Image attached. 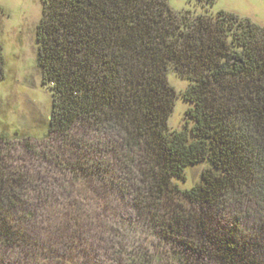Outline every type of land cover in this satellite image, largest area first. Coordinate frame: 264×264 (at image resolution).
<instances>
[{
  "label": "trees",
  "instance_id": "trees-1",
  "mask_svg": "<svg viewBox=\"0 0 264 264\" xmlns=\"http://www.w3.org/2000/svg\"><path fill=\"white\" fill-rule=\"evenodd\" d=\"M36 42L49 135L81 127L108 139L135 207L154 224L162 200L175 197L158 227L196 264H264V28L223 12L174 13L168 0H42ZM169 71L188 82L180 131L167 126L177 96ZM203 162L200 183L180 190L174 180ZM31 180L0 156V264L12 254L45 264L55 253L25 205ZM225 210L233 224L222 229L214 216Z\"/></svg>",
  "mask_w": 264,
  "mask_h": 264
},
{
  "label": "rangeland",
  "instance_id": "rangeland-1",
  "mask_svg": "<svg viewBox=\"0 0 264 264\" xmlns=\"http://www.w3.org/2000/svg\"><path fill=\"white\" fill-rule=\"evenodd\" d=\"M207 3L168 0L174 13L214 17L223 12L264 28V0ZM41 17L42 0H0V137L7 140H0V156L7 170L32 178L25 205L36 212L31 223L40 241L54 244L52 261L45 264H196L186 250L165 239L172 234L158 227L176 211L175 197L162 200L154 224L135 207V187L129 186L118 154L106 147L108 139L81 127L65 139L48 134L52 99L37 65ZM167 81L177 95L167 126L180 131L191 107L181 97L188 82L172 71ZM209 168L207 162L190 166L185 181L174 183L190 190ZM227 213L214 216L222 229L233 224ZM245 219V228L255 231L257 226ZM17 257L3 260L24 264Z\"/></svg>",
  "mask_w": 264,
  "mask_h": 264
}]
</instances>
